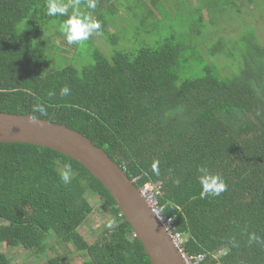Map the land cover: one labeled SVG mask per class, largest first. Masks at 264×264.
Masks as SVG:
<instances>
[{
  "label": "trees",
  "instance_id": "obj_1",
  "mask_svg": "<svg viewBox=\"0 0 264 264\" xmlns=\"http://www.w3.org/2000/svg\"><path fill=\"white\" fill-rule=\"evenodd\" d=\"M204 2L188 32L107 54L100 46L119 40L110 24L122 2L96 0L89 9L80 0L76 10L90 12L101 34L73 48L93 45V60L53 68L52 56L63 48L52 39L66 40L60 25L68 16L47 15L48 0H0V112L66 124L103 148L138 187L160 182L163 215L187 237L189 257L204 255L202 264H264V41L246 18L264 17V0ZM176 4L138 2L141 23L166 18ZM231 10L235 27L250 33L203 43L208 23L227 35L215 15ZM65 86L70 92L62 96ZM37 104L46 115L33 111ZM65 165L72 169L67 185L59 175ZM200 166L221 175L226 190L202 199ZM93 195L113 222L90 243L79 228L94 211ZM253 233L260 242H249ZM3 244L28 250L36 264H72L75 253L86 254L79 264H153L106 187L72 157L32 143L0 142V264H14Z\"/></svg>",
  "mask_w": 264,
  "mask_h": 264
},
{
  "label": "water",
  "instance_id": "obj_2",
  "mask_svg": "<svg viewBox=\"0 0 264 264\" xmlns=\"http://www.w3.org/2000/svg\"><path fill=\"white\" fill-rule=\"evenodd\" d=\"M0 142L50 147L77 160L110 192L153 264H188L134 181L81 132L31 114L0 112Z\"/></svg>",
  "mask_w": 264,
  "mask_h": 264
},
{
  "label": "rangeland",
  "instance_id": "obj_3",
  "mask_svg": "<svg viewBox=\"0 0 264 264\" xmlns=\"http://www.w3.org/2000/svg\"><path fill=\"white\" fill-rule=\"evenodd\" d=\"M140 1L142 2V0H121V15L118 14L117 17L113 18L114 21L110 24L115 27L113 33H115V35H118L119 40L114 45L110 44L109 46H100V49H102V51H105L107 54H112L117 50H136L145 45L158 46L161 44V42L164 41L165 37L169 36L171 31L172 33H176L179 31H182L184 33L188 32L191 22L196 21L200 15L199 12L196 13L197 5L205 4L204 0H178V4L171 7V13L166 18L163 17L158 22L154 20L153 17L148 18L145 25L140 21V19L142 18L140 14L143 15V13L141 12V8L137 7V3ZM77 7L78 5L75 6V9H78ZM202 12L203 15L205 14L206 20H208L209 14L207 12V9H202ZM231 12L232 13H227L225 16H222L220 14L215 15V19L217 22L223 21L225 23V26L229 28L227 30V35H218L220 31L218 29L220 28H217L216 30L215 27L211 26V24L208 23L206 32H204L205 40H203V43H208L210 45L212 43V40H210L209 38L215 36L225 37L227 38V40L234 39L238 41L240 39V36L250 33V30L247 26L241 27V25H238L237 27H235V15L233 14L234 10H231ZM251 16L253 15L247 14L246 18L248 22L258 28L257 33L260 35L259 37L261 38V40L264 41V17L260 16L257 19L255 18L256 20H259L256 21L254 18H251ZM151 21H153V24H151ZM240 28L242 29L240 30ZM53 37V42L63 48L61 54L58 53L59 55L52 56V58L55 59L52 62L53 68L62 64L64 61H71L72 59L73 63H75L76 65H79L78 63L80 62V60L86 63L93 60V58H91V54L94 49L93 45H87L88 47L82 45L81 49H75L73 48V45H76L75 43L69 44L67 40L57 38L56 36ZM97 41L103 43V41L98 38ZM89 42L87 41L85 43ZM223 55L224 54L217 55L215 60L219 62L222 59L221 57ZM56 59H58V64H56ZM59 61H61V63H59ZM90 201L94 206V211L85 220L82 226H80L79 231L88 242L92 243L97 240V238L99 237V233L104 229L106 225H108L110 222L112 224L113 219H111L112 217L110 218L109 213L105 209L104 203L97 196H91ZM1 248L5 249L7 255L10 256L12 263L14 264H36V257L31 255L30 252L28 250H25L24 248H9L8 245H5L4 247V244L1 246ZM50 253L54 254L52 251H50ZM85 257V253H75L72 254L70 258L72 264H79Z\"/></svg>",
  "mask_w": 264,
  "mask_h": 264
},
{
  "label": "clouds",
  "instance_id": "obj_4",
  "mask_svg": "<svg viewBox=\"0 0 264 264\" xmlns=\"http://www.w3.org/2000/svg\"><path fill=\"white\" fill-rule=\"evenodd\" d=\"M80 0H75V4L78 5ZM69 7H73L74 11L71 15H69ZM87 8L95 9L96 8V0H87ZM57 14L61 16H68V18L63 21L60 25V31L64 34L67 42L69 44H74L77 42L87 41L90 36L95 33L96 35H100L101 23L94 19L92 14L89 13H81L75 9V5L73 4H63L58 2V0H48L47 3V15L56 16ZM69 88L65 86L61 89V95L67 96L69 95ZM34 112H39L41 115H46V108L37 104L33 107ZM67 170L61 171L59 173L61 182L65 185L71 183V166L65 165ZM152 170L155 174L159 175L158 161H154L152 164ZM198 172L200 175L198 176L199 184L201 185L202 191L200 193L201 198H206L208 195H219L221 192L226 190V183L221 175L218 173H213L209 171V169L205 166H200L198 168ZM177 185L180 184V180L177 179L175 181ZM109 228L112 227L111 222L107 225ZM252 241L260 242V238L253 233L249 242ZM233 246H237L235 241H233Z\"/></svg>",
  "mask_w": 264,
  "mask_h": 264
},
{
  "label": "built area",
  "instance_id": "obj_5",
  "mask_svg": "<svg viewBox=\"0 0 264 264\" xmlns=\"http://www.w3.org/2000/svg\"><path fill=\"white\" fill-rule=\"evenodd\" d=\"M134 183H136L137 179H132ZM143 197L146 199L147 203L153 210V212L157 215L166 231L169 233L172 241L179 249V251L183 254L188 264H202L204 260V255L199 254L194 257H189L185 253L184 244L187 241V237L182 233L176 231V227L174 225V219L172 217H165L163 215L164 207L160 205L158 196L161 192V183L149 182L144 186L138 187Z\"/></svg>",
  "mask_w": 264,
  "mask_h": 264
}]
</instances>
